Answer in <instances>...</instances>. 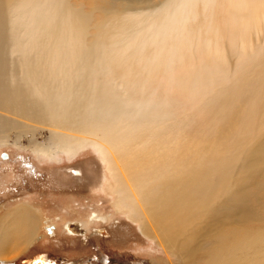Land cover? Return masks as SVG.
Returning <instances> with one entry per match:
<instances>
[{
  "label": "rangeland",
  "instance_id": "1",
  "mask_svg": "<svg viewBox=\"0 0 264 264\" xmlns=\"http://www.w3.org/2000/svg\"><path fill=\"white\" fill-rule=\"evenodd\" d=\"M21 1L27 0L6 6L7 14L11 5L12 25L16 23L12 12ZM49 1L42 0L43 4ZM67 1L72 9L90 16L88 44L101 42L109 54L122 58L136 52V47H130L133 39L141 41L140 47L150 40L153 23L175 2L128 0L131 6L115 15L95 8L89 0ZM250 34L249 56L244 60L247 66L236 80L217 83V89L182 110L165 114L161 110L160 121L133 125L128 114L133 111L125 98L135 93V85L131 88L130 79L124 77L104 76V66H98L100 81L95 84L110 102L100 119L109 121H103L96 138L86 139L83 127L72 129L76 121H55L47 115L25 120L9 108H0V118L7 121L2 131L8 137L0 142V215L8 208L28 204L41 218L35 240L0 264H183L182 250L171 253L165 244L156 243L157 238L144 235L140 219L119 203L116 182L97 141L118 144L125 155L142 152L143 160L150 164L154 156L165 157L172 150L176 159L182 156L191 161L197 156L200 195L191 200L200 220L196 254L218 262L229 249L224 242V234L229 233L238 255L229 264H264V21L262 30L253 29ZM231 49L239 52L240 45ZM8 61L12 66L19 64L12 53H8ZM236 63V51L230 50L227 65ZM127 64L123 61L113 70L125 71ZM135 71L136 76L143 74ZM234 92L237 96H231ZM68 130L72 136H64ZM107 130L115 132L114 141L102 135ZM65 138H71L70 148L59 147ZM32 141L46 145L47 152L34 149ZM152 148L155 151L148 158L147 149ZM70 223H82L84 233L70 231ZM96 228L105 229V236Z\"/></svg>",
  "mask_w": 264,
  "mask_h": 264
},
{
  "label": "bare ground",
  "instance_id": "2",
  "mask_svg": "<svg viewBox=\"0 0 264 264\" xmlns=\"http://www.w3.org/2000/svg\"><path fill=\"white\" fill-rule=\"evenodd\" d=\"M18 1L0 0V108H9L25 120L47 115L55 121H76L71 128L83 127L86 139L98 137L103 121H109L100 119L110 102L95 84L100 81L98 66L107 68L104 76L124 77L130 79L131 88L135 85V93L125 98L133 111L128 113L133 125L160 121L165 113L182 110L187 103L214 91L217 83L236 80L247 66L244 60L249 56L250 33L262 30L264 21V0H175L153 23L150 40L140 47L141 41L133 39L130 47H136V52L122 58L109 54L101 42L88 44L90 16L72 9L67 0H50L47 4L42 0L21 1L12 12L16 19L12 25L9 11ZM89 1L95 8L115 15L131 6L128 0ZM8 3L11 5L6 14ZM236 45H240L239 52L231 49ZM230 50L237 54L233 66L227 65ZM8 53L16 55L19 64L12 66ZM123 61L130 63L127 70L114 71ZM135 69L143 74L136 76ZM6 125L7 121L0 118V142L8 139L2 131ZM102 135L111 141L116 137L112 130ZM64 136H72L71 130ZM70 139L59 141V147H69ZM97 143L116 182L119 203L140 219L144 235L157 238L156 243L165 244L171 253L182 250L179 256L183 264L236 262L237 247L229 233L224 234L229 249L218 262L203 253L196 254L200 220L191 200L200 195L197 156L191 161L182 156L176 159L172 150L165 157L154 156L150 164L143 160L142 152L125 155L118 144ZM31 145L47 152V146L38 141ZM154 151L147 149L148 158ZM190 222L195 224L191 226ZM40 225V214L32 206L8 208L0 215V260H11L24 251L35 240ZM68 227L75 234L84 233L80 225L70 223ZM97 232L104 235L106 230Z\"/></svg>",
  "mask_w": 264,
  "mask_h": 264
},
{
  "label": "flooded vegetation",
  "instance_id": "3",
  "mask_svg": "<svg viewBox=\"0 0 264 264\" xmlns=\"http://www.w3.org/2000/svg\"><path fill=\"white\" fill-rule=\"evenodd\" d=\"M6 153H3V155H2V157L3 158H6L4 155H5ZM9 157V156H8ZM5 160V159H4ZM95 217H97V216H95ZM82 223H80V225H81ZM83 227V225H81V228ZM97 229H100V228H96L95 230H96V232H97ZM67 230V229H66ZM69 233V232H68ZM98 233V232H97ZM99 235H101V236H105V235H103V234H101V233H99Z\"/></svg>",
  "mask_w": 264,
  "mask_h": 264
},
{
  "label": "water",
  "instance_id": "4",
  "mask_svg": "<svg viewBox=\"0 0 264 264\" xmlns=\"http://www.w3.org/2000/svg\"><path fill=\"white\" fill-rule=\"evenodd\" d=\"M6 157V155H4Z\"/></svg>",
  "mask_w": 264,
  "mask_h": 264
}]
</instances>
